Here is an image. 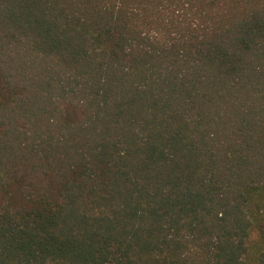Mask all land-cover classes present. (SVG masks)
Listing matches in <instances>:
<instances>
[{"label":"trees","instance_id":"trees-1","mask_svg":"<svg viewBox=\"0 0 264 264\" xmlns=\"http://www.w3.org/2000/svg\"><path fill=\"white\" fill-rule=\"evenodd\" d=\"M0 264H264V0H0Z\"/></svg>","mask_w":264,"mask_h":264}]
</instances>
